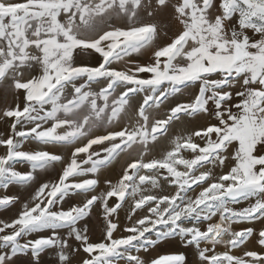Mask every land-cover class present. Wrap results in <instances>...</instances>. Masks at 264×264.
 I'll return each mask as SVG.
<instances>
[{"label":"snow or ice","instance_id":"6c2138e0","mask_svg":"<svg viewBox=\"0 0 264 264\" xmlns=\"http://www.w3.org/2000/svg\"><path fill=\"white\" fill-rule=\"evenodd\" d=\"M92 54L96 64L77 63ZM134 54L149 61L128 59ZM0 92L12 97L0 108V121L11 120L0 133V186L30 185L38 170L62 165L25 202L0 196V209L21 204L14 218L0 219V264L20 255L40 264L47 251L57 264H186L182 252L139 255L167 241L194 248L199 264H264L261 251L233 254L252 238L264 249V0H0ZM181 96L189 98L163 118L153 114ZM123 115L127 123L112 130ZM178 121L191 131L151 156ZM28 140L72 150L65 161L22 150ZM122 154L131 159L118 181L89 195ZM161 181L175 191L164 193ZM74 195L85 199L65 208ZM126 197L130 223L117 236ZM242 201L247 206L233 207ZM97 203L105 227L93 241L78 225ZM254 221L259 230L232 227Z\"/></svg>","mask_w":264,"mask_h":264},{"label":"rangeland","instance_id":"374dc122","mask_svg":"<svg viewBox=\"0 0 264 264\" xmlns=\"http://www.w3.org/2000/svg\"><path fill=\"white\" fill-rule=\"evenodd\" d=\"M95 62H98V60H95ZM113 67L121 68L122 65L119 63H114ZM141 76L145 74H140ZM101 85H93L94 89H98ZM119 91V89L117 90ZM191 91V90H190ZM142 95L140 94L138 96H134L131 100V104L133 108L138 107L139 103L141 102ZM189 97L181 96L177 98H170L168 102H166L164 105L161 106L159 110H152L153 114H157L163 118L165 112L169 107L174 105L178 100H186ZM12 103V97L8 96L5 98L4 93L0 92V108L4 107L5 104ZM131 114V110H129V115ZM129 115H123L121 117V120L119 124L114 125L112 130H116L118 127L123 126L125 123H127L129 119ZM202 123V121H200ZM11 124V120L8 121H0V133L8 134L9 132V125ZM192 125L187 124L186 121H178L173 123L169 131L166 135L160 136L158 138V142L155 144V146L152 148V151L150 153L151 156L158 157L165 149L169 146V141L175 136V135H184L187 134L189 131H191ZM106 129L104 127L97 128L95 130V134H104ZM97 146H94V149H96ZM26 151L30 150H47L50 152L58 153L64 156L65 161L68 160L70 156V152L72 150L71 146H59V145H41L34 141L28 140L24 141L23 143V149ZM4 153V148L0 147V154ZM82 156L84 154H81ZM136 154L133 153V156ZM131 158L127 155H121L116 161H114L111 165H109L107 168H104L99 173V185L97 186L95 192L89 193V195L96 194L99 195L101 192H106L108 190V185L105 183L106 180H110L113 183H116L118 179L120 178L122 174L123 168L126 166V163L129 162ZM16 168L19 171H29L30 167L27 163H18L16 164ZM62 165L57 163L54 168H49L46 171H37L36 180L32 182L30 185L22 186V185H10L8 189H4L2 186H0V196H3L5 194L7 195H17L20 197L21 202L27 201L31 194L34 192V190L39 186L40 183L43 182H50L55 181L58 177V175L61 172ZM219 169H216V172L219 173ZM163 192L166 194H171L175 191L174 187L168 186L166 183L161 181ZM152 192L160 193L161 189H149ZM199 189H196V192H198ZM189 195H195L194 192H189ZM85 199L82 195H74L66 198L64 202V207L67 208L74 204H79ZM117 202L116 198H110L108 203L110 206L114 205ZM133 201L130 197H126V202L123 203V207L119 210L118 214V223L120 224V231H117L115 235L119 236L122 234V229L125 225H128L130 221L127 219V211L132 205ZM247 206V202H241L239 204L233 205V207L240 208ZM21 208V204L17 203L15 206L10 207L9 209H0V219L3 220H10L11 218H14L15 215L18 213V211ZM146 214V209L144 211L137 210L136 214L132 217V220L138 219ZM212 222H218V216L213 217ZM87 225L89 229V235L91 240L97 241L102 238L103 231H104V220H103V210L99 203L93 206L91 213L88 217H86L84 220H82L79 223V227H84ZM254 227L257 230L262 226L260 221H254L252 223H237L234 224L232 227L235 230H239L243 227ZM203 227V226H202ZM245 249L250 250H256L264 252V249H261V247L256 243L255 238H252L245 246L234 249L233 254L241 255ZM223 247L220 246L217 248V251H223ZM173 252H182L186 256V264H199L198 257L196 255V251L192 247H183L179 244L178 241H167L162 242L157 247L150 249L148 252H141L139 255L144 258L145 260H150L151 258L157 256V255H164L168 253ZM2 254V253H0ZM135 254V253H134ZM84 254L80 253L76 260L78 261L80 257H82ZM15 259V264H30V258L28 256L20 255ZM40 264H57V257L54 251H47L45 253H42L40 256ZM120 264H124L123 261L120 262Z\"/></svg>","mask_w":264,"mask_h":264},{"label":"crops","instance_id":"0c3cea01","mask_svg":"<svg viewBox=\"0 0 264 264\" xmlns=\"http://www.w3.org/2000/svg\"><path fill=\"white\" fill-rule=\"evenodd\" d=\"M150 54L149 55H136L134 54L132 57L128 58L133 61H139L140 63H147L149 61ZM98 54H92L86 57H77V63H88V64H96L95 60L99 61Z\"/></svg>","mask_w":264,"mask_h":264}]
</instances>
